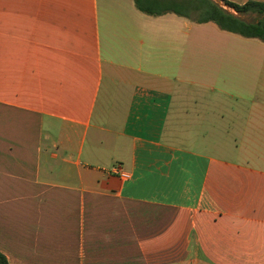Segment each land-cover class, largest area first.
<instances>
[{
  "label": "crops",
  "instance_id": "obj_1",
  "mask_svg": "<svg viewBox=\"0 0 264 264\" xmlns=\"http://www.w3.org/2000/svg\"><path fill=\"white\" fill-rule=\"evenodd\" d=\"M0 254L264 264V42L133 0H0Z\"/></svg>",
  "mask_w": 264,
  "mask_h": 264
},
{
  "label": "trees",
  "instance_id": "obj_2",
  "mask_svg": "<svg viewBox=\"0 0 264 264\" xmlns=\"http://www.w3.org/2000/svg\"><path fill=\"white\" fill-rule=\"evenodd\" d=\"M136 7L147 15L159 16L174 13L186 17L197 24L213 23L220 30L247 39H259L264 42V3L247 2L243 5L228 0H218L232 11L225 9L214 0H133ZM196 18H192V14ZM253 14L255 21L247 22L238 15ZM0 264H9L0 254Z\"/></svg>",
  "mask_w": 264,
  "mask_h": 264
},
{
  "label": "rangeland",
  "instance_id": "obj_3",
  "mask_svg": "<svg viewBox=\"0 0 264 264\" xmlns=\"http://www.w3.org/2000/svg\"><path fill=\"white\" fill-rule=\"evenodd\" d=\"M214 1H216L217 3H219L221 6H223L225 9H227V10H229V11H232L231 9H229L227 6H225L222 2H219L218 0H214ZM233 12V11H232ZM239 16V18H241V19H243L244 21H247V22H253V21H255V19H256V16L255 15H253V14H242V15H238ZM192 18H196V14L195 13H193L192 14ZM222 40V39H221ZM237 40V41H236ZM240 40H242V39H235V40H233V39H230L229 41H231V42H240ZM253 53V52H252ZM256 53V52H255ZM255 53H253V58H255L256 56H255ZM258 55V54H257ZM260 122L258 121V120H255V118H253V124H252V126H260ZM191 128H193V127H195V126H190Z\"/></svg>",
  "mask_w": 264,
  "mask_h": 264
},
{
  "label": "built area",
  "instance_id": "obj_4",
  "mask_svg": "<svg viewBox=\"0 0 264 264\" xmlns=\"http://www.w3.org/2000/svg\"><path fill=\"white\" fill-rule=\"evenodd\" d=\"M112 172L118 176H120L123 179H129L130 178V174L124 172L120 167H115L113 168Z\"/></svg>",
  "mask_w": 264,
  "mask_h": 264
}]
</instances>
